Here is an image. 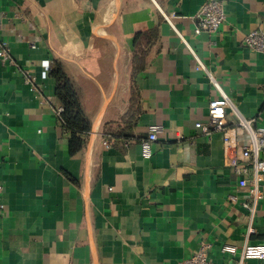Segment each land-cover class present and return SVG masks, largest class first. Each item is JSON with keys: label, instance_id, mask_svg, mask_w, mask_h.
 Masks as SVG:
<instances>
[{"label": "crops", "instance_id": "obj_1", "mask_svg": "<svg viewBox=\"0 0 264 264\" xmlns=\"http://www.w3.org/2000/svg\"><path fill=\"white\" fill-rule=\"evenodd\" d=\"M204 1L0 0V264H177L204 239L236 264L224 244L264 243V178L252 212L233 167L250 142L236 123L264 117V52L244 44L264 30V0H222L219 30L197 34ZM174 9L176 28L163 16ZM55 60L91 121L75 152ZM211 77L232 102L230 149L196 126L220 97ZM153 124L164 129L145 157Z\"/></svg>", "mask_w": 264, "mask_h": 264}, {"label": "built area", "instance_id": "obj_2", "mask_svg": "<svg viewBox=\"0 0 264 264\" xmlns=\"http://www.w3.org/2000/svg\"><path fill=\"white\" fill-rule=\"evenodd\" d=\"M163 16L174 28V19L179 16L177 10L163 11ZM226 20V11L222 0H206L204 1L196 14L194 15L195 33L202 32L215 33L219 30L222 23ZM244 44L259 52H264V30L255 28L249 31L244 37ZM10 48L6 41L0 39V58L7 59L10 56ZM201 67H205L200 61ZM213 85L220 91V97L210 100L209 116L206 122H197L199 127L205 134L214 131H222L225 134V144L227 148L236 146V138L231 131L232 127L225 121L227 109L232 105L231 99L223 89L218 80L211 77ZM61 110V108H60ZM264 120L263 115L257 117L245 118L241 117L236 125L244 127L250 133V142L243 146V163L233 162L234 171L239 176L240 186H251L250 192L253 195V203L245 202L246 208L254 212L258 201L262 198V192L259 188L260 181L264 178ZM164 129L162 124H153L149 127V133L146 138L142 139V152L145 157L152 155V144L158 140L159 133ZM252 169L254 181L248 180V173ZM233 200H237L235 196ZM252 230V229H251ZM212 243L207 240H201L199 248L193 254L180 259L177 264H218L210 258V250ZM222 249L233 256L240 254V259L236 264H250L251 259H258L264 263V243H248L240 251L237 246L232 244H224ZM222 264H231L224 262Z\"/></svg>", "mask_w": 264, "mask_h": 264}, {"label": "trees", "instance_id": "obj_3", "mask_svg": "<svg viewBox=\"0 0 264 264\" xmlns=\"http://www.w3.org/2000/svg\"><path fill=\"white\" fill-rule=\"evenodd\" d=\"M50 71L57 81L56 97L61 104L60 121L71 133L70 148L75 152L83 147L84 135L91 130V121L82 106L79 89L65 72L62 62L53 61Z\"/></svg>", "mask_w": 264, "mask_h": 264}]
</instances>
